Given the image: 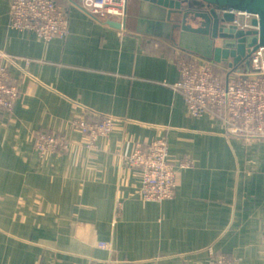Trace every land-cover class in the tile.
Masks as SVG:
<instances>
[{"label": "crops", "instance_id": "1", "mask_svg": "<svg viewBox=\"0 0 264 264\" xmlns=\"http://www.w3.org/2000/svg\"><path fill=\"white\" fill-rule=\"evenodd\" d=\"M11 1L0 0V49L19 95L0 107V264H208L213 253L264 264V140L189 114L176 60L191 51L168 31L179 15L127 0L123 17L94 19L78 0H55L69 31L46 41L10 27ZM82 115L117 125L88 149L72 126ZM38 131L63 134L68 148L38 154ZM157 138L175 166L192 162L161 202L144 200L140 170L124 161Z\"/></svg>", "mask_w": 264, "mask_h": 264}, {"label": "built area", "instance_id": "2", "mask_svg": "<svg viewBox=\"0 0 264 264\" xmlns=\"http://www.w3.org/2000/svg\"><path fill=\"white\" fill-rule=\"evenodd\" d=\"M80 8L95 19L107 16L123 17L127 0H78ZM220 13H231L233 24L240 29H258L252 24L255 15L222 8ZM9 24L15 30H30L43 40L65 36L69 31L66 12L55 0H12L9 8ZM250 69L238 72L229 66L206 59L191 52H181L176 64L180 79L176 86L181 89L191 116L205 113L222 118L231 136L241 137L247 143L264 140V47L249 54ZM13 57L0 49V107L11 111L19 95L18 85L10 80L5 60ZM117 122L106 116L89 120L82 115L73 120L74 129L87 138L86 147H95L100 135H109ZM38 154H54L68 148L67 138L59 132L38 131L33 134ZM249 144V145H250ZM125 165L141 172V193L146 201L172 200L180 185L178 168L192 164L185 158L178 166L168 159L166 138H157L147 144L138 142L132 152L124 157ZM101 248L108 244L100 242ZM112 264H132L114 261ZM208 264H238L227 254L213 253Z\"/></svg>", "mask_w": 264, "mask_h": 264}, {"label": "water", "instance_id": "3", "mask_svg": "<svg viewBox=\"0 0 264 264\" xmlns=\"http://www.w3.org/2000/svg\"><path fill=\"white\" fill-rule=\"evenodd\" d=\"M136 1L142 5L149 2L168 8L169 19L171 14H178V21H169V37L175 40L177 36L183 49L217 63H227L238 72H248L250 52L264 47V0H198L206 7H212L208 11L187 8V0ZM222 8L255 15L252 24L258 29L238 28L232 23L233 14L218 13ZM106 24L117 29L122 27L113 20H106Z\"/></svg>", "mask_w": 264, "mask_h": 264}, {"label": "flooded vegetation", "instance_id": "4", "mask_svg": "<svg viewBox=\"0 0 264 264\" xmlns=\"http://www.w3.org/2000/svg\"><path fill=\"white\" fill-rule=\"evenodd\" d=\"M184 1V0H183ZM201 4V8H202V11H208L210 10L212 7H206L205 4H203L202 2L200 3ZM220 11V10H219ZM220 14V12H218Z\"/></svg>", "mask_w": 264, "mask_h": 264}]
</instances>
